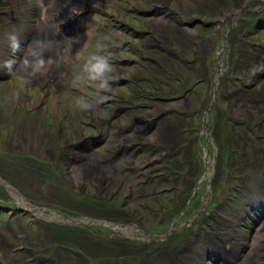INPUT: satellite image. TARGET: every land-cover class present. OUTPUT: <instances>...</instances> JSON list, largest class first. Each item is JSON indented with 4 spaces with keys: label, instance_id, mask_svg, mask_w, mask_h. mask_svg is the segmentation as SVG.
<instances>
[{
    "label": "rangeland",
    "instance_id": "1",
    "mask_svg": "<svg viewBox=\"0 0 264 264\" xmlns=\"http://www.w3.org/2000/svg\"><path fill=\"white\" fill-rule=\"evenodd\" d=\"M0 1L5 2L9 10L13 9L15 22L20 26L14 34L21 45L37 23V1ZM86 1L93 2L95 6L99 5L97 2L101 3V0ZM112 1L116 6L126 4L121 0ZM66 3L67 6L69 0ZM58 4L63 5L61 2ZM137 9H148V5L137 6ZM115 11L117 14L113 16L95 13L93 20L89 18L86 21L88 25L85 28L88 29L83 35L66 36L56 48L47 38L43 47L44 34L41 47L35 51L51 64L46 63L42 81L36 75L15 102L4 101L9 88L15 86L19 90V87L10 79L7 63L1 66L0 59V76L6 75L4 80L0 79V264H214L218 255H224L225 264H238L240 258L249 253L252 244L259 241L262 247L258 245L256 249L263 251L264 229L256 231L264 216L262 32L249 36L248 30L240 34L242 52H246L247 58L237 68H232V65L240 55L237 50L239 40L228 37L219 48L220 60L218 55L214 58V52L210 65L214 93L209 95L203 85L194 87L201 95L190 106L191 116L183 118L179 115V119L174 120L177 114L173 115V112L180 108L172 110L170 102H166L167 115L176 130L172 136L166 135L169 139L165 142L156 136L159 134L157 129L146 131L144 136L142 133L151 145L150 150L156 152L149 158L148 154L136 157V164H125V172L120 173L125 176L121 178L123 182H118L111 171L99 177L94 175L97 173L94 170L96 165L90 172H80L81 164L64 169L60 164L58 167L45 164V170L40 169V175H37L31 174L30 169H27L29 172L24 169L18 171L13 169L14 165L4 164V160L12 162V155L4 143L8 141L16 151L32 150L38 134L42 143L38 153L49 160L54 154V146L60 144L55 131L57 124H53L48 132L44 131L50 120L62 122L63 127L71 126L73 131L65 132L63 137L70 136L71 140L80 141L81 133H88L87 122L103 107L110 106L107 104L119 105L124 94L137 102V97H131L127 92L128 76L119 75L113 82L107 103L88 111L79 110V94L95 104L86 95L91 89L84 91L74 79L84 56L94 51L97 44H103L106 53H111L116 68L121 67L120 61L132 57L126 52L114 53L118 50L120 36L125 32L115 30L108 35L102 32L105 18L107 25L114 27L118 25L116 21L122 20L123 14L130 12H122L119 7ZM242 15L247 16L245 13ZM134 18L131 21L126 16L123 21L133 27L136 25L137 31L141 28L138 18L149 21L143 16L135 15ZM2 19L3 24L10 21L7 17ZM57 22L45 30L48 36L52 30L55 31ZM134 34L131 30L125 34L124 43L129 45L126 49L141 50L142 46L148 45ZM31 41L23 46V51H28ZM8 45L9 40L0 42V54L5 48L3 53L7 54L4 58L7 62L14 61L16 59L11 55L15 52ZM61 53L66 58L62 62ZM19 64L12 65V69L17 70ZM131 72L133 79L139 77L133 70ZM121 80L125 83L115 84ZM186 83V86L191 85ZM53 85L59 87L53 88ZM76 87L79 91L71 89ZM157 93L155 95L161 98L175 95ZM47 96L51 98L43 99L41 105L51 111L49 115L41 113L39 118L36 112L22 114L30 107L35 109L39 98ZM58 96L61 102L52 104V98ZM65 120L70 122L68 126L63 123ZM102 128L94 121L92 133L98 135ZM166 131L167 128L163 127L160 132L165 134ZM124 133L118 136L119 140ZM152 133L155 137H151ZM137 139V146L148 145L141 143L145 142L141 138ZM115 144H109L107 150H115L118 146ZM164 151H168V155L163 160L156 153L164 156ZM112 154H105V150L103 154L95 155L77 152L75 160L83 161V157H87V162L93 164ZM29 158L24 157L21 163L24 165ZM146 162L152 166L145 168ZM154 169L157 171L153 172ZM29 174L35 175L34 179L21 180ZM97 179L102 183H97ZM83 185L86 189L77 194L75 190L83 188ZM89 185L94 187L88 189ZM105 185L107 187L102 191ZM18 197L30 209L24 211L20 208ZM42 208L49 213H44Z\"/></svg>",
    "mask_w": 264,
    "mask_h": 264
},
{
    "label": "flooded vegetation",
    "instance_id": "2",
    "mask_svg": "<svg viewBox=\"0 0 264 264\" xmlns=\"http://www.w3.org/2000/svg\"><path fill=\"white\" fill-rule=\"evenodd\" d=\"M121 1H124L126 6H116L113 4L112 0H102L101 12L99 10H96V12L102 13L105 16H113L117 14L115 10L118 7L122 12L130 11L129 14H123L122 20L116 21L118 25L114 27L108 26L105 18L102 32L107 33V35L109 34L108 32L113 33L115 30L125 32L120 36L118 50L114 51V53L124 54L126 52L128 55H132V57L131 59H123L120 61L119 64L122 65L120 68L117 67V75L128 76L129 90H127V92L131 94V97L136 96L138 99L137 102H135L133 98L126 97L124 94L122 95V100L119 102V105L107 104L110 106L103 107L89 122H87L86 130L88 133L85 134L82 132L80 141L71 140L70 136L63 137L65 132L73 131L71 126H68L70 123L68 120L63 122L68 127H63L62 122L56 123L49 119L50 123H48V126H45L44 131L48 132L51 130L53 124H57L55 131L57 140L60 142V144L54 146V154L50 155V159L48 160L41 156V153H38L42 145L40 135L38 134L37 136L35 135V148L32 150L16 151V149L11 148L8 141L4 143L5 149L12 155V162L4 160L5 165H14L13 169L18 171L24 169L29 172L27 169H30L31 174L36 173L37 175H40V169L45 170V167H43L45 164H51V167L52 165L58 167V164H60L62 169L68 166L72 168L73 165L81 164L80 172H90L96 165L94 170L97 173L94 175L99 177L111 171L112 176L117 178L118 182H123L121 178L125 176L120 173L125 172V164H136L138 160L136 157L139 158L143 154H148L149 156L147 158H149L156 152V150H150L149 147L151 145L148 144L146 142L148 140L143 137L146 131L149 133L157 129L159 134H156V136L159 135L160 139L165 142L166 139H169L166 138V135L169 134L172 136L174 130H176V126H174L167 115V109H165L166 102H170L169 104L172 105V110H174L175 107L180 108V110L176 109V112H173V115L177 114L174 120L179 119V115L183 118L191 116L189 113L190 106H193V103L198 101L200 99L198 97L201 95L198 88H196V90L193 88L197 85H203L209 95L213 93L214 83L212 81L213 74L210 65L212 62L211 56L214 52L215 58L218 55L219 48L225 44L229 36L231 38L233 37L235 40H239L237 50L240 52V55L232 65V68H237L247 58L246 52H242L243 48L239 38L240 34L248 30L249 36L257 35L259 32L264 33V18H260L261 15H264V2L260 0ZM113 5L115 7H113ZM140 5H148V9L138 10L137 6L140 7ZM5 6V2L0 1V42L4 39L9 40V36L14 34L20 27L15 22L13 9L9 10L8 7ZM135 7L138 11L134 10ZM86 13H91L92 16L95 14L92 9H87ZM244 13L247 14L246 17L242 15ZM135 15L149 18L148 22L138 18L139 26L141 27L138 31L135 29V24V27H133L131 24H127L123 21L126 16L130 17L131 21L135 20ZM2 17H7L10 20L9 23L3 24ZM24 24L22 25L23 27ZM79 27L81 28L78 30ZM79 27L72 32L56 28L54 32L53 30L50 32V36L46 34L44 39L47 38L48 42H51L56 48L62 38L66 36L76 37L77 31L78 34L83 35L88 29L84 28L82 25ZM130 30L135 32V37L142 38L148 45L145 44L142 46L141 50L132 47L126 49L129 48V45L124 43V36ZM47 39L43 41V47ZM111 40L114 41V38L111 37ZM24 43H26V39ZM24 43L20 45L19 51H16L11 57L18 59L17 57L20 55V51L23 49L21 47ZM4 50L5 48L2 50L1 54ZM1 54L0 59L2 66L3 63H7V60L4 58L7 53H3L2 56ZM217 58L220 60L221 53ZM63 59L65 60L66 58L62 56L60 62H62ZM17 63L18 62L15 60L14 64ZM209 68L211 72L208 70ZM131 70H133V73L138 74L139 77L133 79ZM37 76V78L42 81L41 74ZM5 77L6 75L4 74V76H0V79L4 80ZM47 77H49V74H47ZM48 82L51 83V81ZM186 82H190L191 85L186 86ZM124 83L125 80L115 82L116 85ZM57 87L59 86L53 85V88ZM71 89L79 91L77 87ZM165 92L175 95L174 97L168 96L163 98L155 95L157 93L164 96ZM80 93H83V91ZM82 96L84 95L79 94L77 98ZM50 98L49 96L46 98H39V104L35 109L30 107L22 111V114L28 115L31 114V112H36L39 118L41 113H48L49 115L51 111L43 109L41 102L43 103L44 100ZM63 98H65V96ZM52 99V104L61 102L59 96L53 97ZM111 101H109V103ZM40 105L41 107L37 108ZM94 121H97L98 126H103L102 131H100L98 135L92 133V131H94ZM138 127L140 128L139 131ZM163 127L167 128L165 134H161L160 132ZM123 132H125V135L119 140L118 136ZM138 132L139 135L137 136L136 133ZM153 136L155 137L152 133L151 137ZM22 138H24V134ZM62 138L64 139L61 140ZM136 138H141L144 141L146 140L141 143L148 145L142 147L139 145L137 146L135 142ZM113 143H116L118 146L114 156L109 157L110 159L94 162L96 163L94 166V163L92 164L91 162L89 164L87 162V158H83V161L75 160L77 152L82 153L86 152L85 150L90 151L92 148H95L98 154H102V151L96 148H101ZM161 149L162 148H159V150ZM156 154H158L159 157H163L164 160L165 158L167 159L168 151H164V156L159 152ZM24 157L30 158L27 159L26 163L23 165L21 162L24 160ZM62 164H64V166ZM156 164L160 163L157 162ZM25 165H28L29 168H26ZM116 166L117 168L115 171ZM146 166H152V163L146 162L145 168ZM156 171L155 169L153 170V172ZM33 176L30 174L24 175L21 180L30 181V179H34ZM12 178H15L13 174ZM97 183L101 184L102 182H99L97 179ZM92 187L94 186L89 185L88 189ZM106 187L107 185L102 187L101 190L104 191ZM84 189L86 188H79L75 190V192L79 194L83 192Z\"/></svg>",
    "mask_w": 264,
    "mask_h": 264
},
{
    "label": "clouds",
    "instance_id": "3",
    "mask_svg": "<svg viewBox=\"0 0 264 264\" xmlns=\"http://www.w3.org/2000/svg\"><path fill=\"white\" fill-rule=\"evenodd\" d=\"M38 6L41 8L42 16L47 15V8L38 0ZM9 47L13 52L19 51L20 44L17 35L9 36ZM41 47L39 40L34 41L29 47L25 57L21 59L19 68L12 69L15 61L7 62L10 79L18 84L19 90L15 86L9 88L4 94V101L15 102L20 98V92L23 91L31 80L38 74H43L45 65L51 64V61H45L39 58L35 49ZM31 57V61L29 60ZM30 69V71H29ZM80 87L86 91L91 89L89 94H86L95 101V104L89 102L84 96L78 98L79 110L88 111L94 107L103 104L108 99V94L113 91V82L118 79L117 68L113 62L111 53H106L103 44H97L95 50L88 53L83 58L77 75L74 77Z\"/></svg>",
    "mask_w": 264,
    "mask_h": 264
},
{
    "label": "bare ground",
    "instance_id": "4",
    "mask_svg": "<svg viewBox=\"0 0 264 264\" xmlns=\"http://www.w3.org/2000/svg\"><path fill=\"white\" fill-rule=\"evenodd\" d=\"M36 1H37V4H38V0H36ZM66 1H68V0H65V1H63V0H41L42 4L47 8V15L46 16H42L41 8L40 7L38 8L37 23L35 25L36 27H35L34 33L32 35L33 37L31 38L32 41H31V44L29 45V47L33 45L34 41H37V40L41 41L43 39L44 34L46 32L45 30L49 26H51L52 23H54L56 21V16H57L56 13H57L58 9L60 7L61 8L66 7V5H65V4H67ZM60 2L63 5H59L58 3H60ZM75 3H80V2H79V0H69L68 5L69 4H75ZM73 29H74V27L71 28L70 30H73ZM29 47H28V49H29ZM37 49L38 48H36V50ZM25 52L27 53V50H25ZM25 55L26 54L24 53L22 58H24ZM31 59L32 58L29 57L30 61H31ZM17 201H18V203L20 205L19 207H22L24 209H30L28 207V205L25 202H23V200L21 198L18 197ZM262 219H264V217ZM260 229H264V221H260L259 222V225H258V228H257L256 231L259 232L258 230H260ZM258 243H259V241H258ZM258 243H254V244L251 245L252 247H251L249 253H247L246 255L242 256L240 258V260H239L240 263H238V264H264V250L262 251L260 249H256L258 247V245H261L260 243L259 244ZM260 247H262V245ZM217 258H218V260L214 264H225V260H226L225 257L222 258V255H221V256H219Z\"/></svg>",
    "mask_w": 264,
    "mask_h": 264
},
{
    "label": "water",
    "instance_id": "5",
    "mask_svg": "<svg viewBox=\"0 0 264 264\" xmlns=\"http://www.w3.org/2000/svg\"><path fill=\"white\" fill-rule=\"evenodd\" d=\"M207 109H208V108H207ZM20 208H21V207H20ZM20 208H19V209H20ZM19 209H16V210H19ZM22 209H23V208H22ZM23 210L26 211L25 209H23ZM43 210H44V209H43Z\"/></svg>",
    "mask_w": 264,
    "mask_h": 264
}]
</instances>
